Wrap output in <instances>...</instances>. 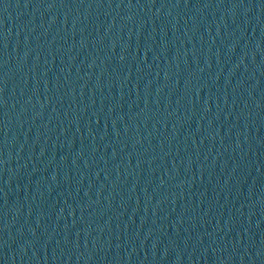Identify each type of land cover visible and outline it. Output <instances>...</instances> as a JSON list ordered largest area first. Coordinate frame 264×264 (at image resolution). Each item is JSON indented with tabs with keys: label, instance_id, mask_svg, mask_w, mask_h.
Instances as JSON below:
<instances>
[{
	"label": "water",
	"instance_id": "obj_1",
	"mask_svg": "<svg viewBox=\"0 0 264 264\" xmlns=\"http://www.w3.org/2000/svg\"><path fill=\"white\" fill-rule=\"evenodd\" d=\"M248 0H0V264H146Z\"/></svg>",
	"mask_w": 264,
	"mask_h": 264
}]
</instances>
